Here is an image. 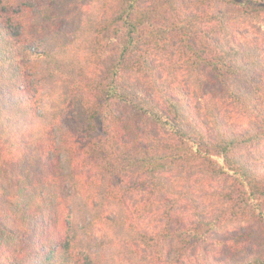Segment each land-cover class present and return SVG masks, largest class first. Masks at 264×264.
I'll return each instance as SVG.
<instances>
[{
	"label": "trees",
	"instance_id": "obj_1",
	"mask_svg": "<svg viewBox=\"0 0 264 264\" xmlns=\"http://www.w3.org/2000/svg\"><path fill=\"white\" fill-rule=\"evenodd\" d=\"M263 29L264 0H0V264H264Z\"/></svg>",
	"mask_w": 264,
	"mask_h": 264
},
{
	"label": "rangeland",
	"instance_id": "obj_2",
	"mask_svg": "<svg viewBox=\"0 0 264 264\" xmlns=\"http://www.w3.org/2000/svg\"><path fill=\"white\" fill-rule=\"evenodd\" d=\"M256 33L257 32H246L245 36L264 43V29L263 31H261V33L259 34H256ZM101 134H102V126H101V123H98V129L96 130L94 136L100 137ZM180 218L182 219V216H180Z\"/></svg>",
	"mask_w": 264,
	"mask_h": 264
}]
</instances>
